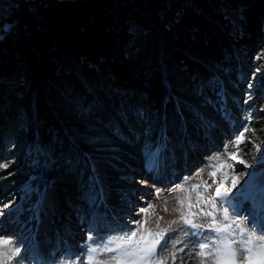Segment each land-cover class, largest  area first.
<instances>
[{"label":"rangeland","instance_id":"obj_1","mask_svg":"<svg viewBox=\"0 0 264 264\" xmlns=\"http://www.w3.org/2000/svg\"><path fill=\"white\" fill-rule=\"evenodd\" d=\"M238 6L223 10L240 35ZM9 8L0 3V33L11 27ZM129 33L147 32L132 25ZM257 52L247 68H216L217 82L196 94L182 91L173 73L182 128L170 120L172 150L163 138L154 151L162 120L124 118L109 106L110 124L79 114L87 136L37 152L25 142L23 111L9 118L0 107V264H264V220L255 223L264 203L252 219L249 202L234 212L216 197L218 187L264 191V46ZM235 56L242 60L239 50ZM60 64L76 74L80 59L69 54ZM89 88L106 107V93ZM178 188L174 201L168 194Z\"/></svg>","mask_w":264,"mask_h":264},{"label":"trees","instance_id":"obj_2","mask_svg":"<svg viewBox=\"0 0 264 264\" xmlns=\"http://www.w3.org/2000/svg\"><path fill=\"white\" fill-rule=\"evenodd\" d=\"M0 3L12 10L6 20L11 27L0 33V107L9 118L16 117L14 108L23 111L25 142L37 152L49 153L52 146L87 136L89 127L79 114L110 124L114 116L109 106L123 117L156 116L164 122L162 129L174 135L169 129L170 120L179 119L174 72L184 83L182 91H197L218 79L209 63L219 71L247 68L264 46V0ZM238 5L243 7L240 35L232 33L223 10ZM132 25L147 33L133 37ZM69 54L80 59L76 74L61 67ZM90 86L106 93V107ZM79 97L84 99L80 109L70 108L72 102L78 105Z\"/></svg>","mask_w":264,"mask_h":264},{"label":"bare ground","instance_id":"obj_3","mask_svg":"<svg viewBox=\"0 0 264 264\" xmlns=\"http://www.w3.org/2000/svg\"><path fill=\"white\" fill-rule=\"evenodd\" d=\"M142 142H144L142 140ZM139 150H140V147H139ZM123 152L126 154V156H130V149L129 148H125L123 149ZM136 160H140L139 159H136ZM135 164L133 162H130L129 166L133 167ZM114 189V188H112ZM117 193H119V191H117ZM175 193H181V190L178 188V190L174 191L173 193L171 194H168V197L174 201H178V195L177 197H175ZM117 196V194L115 195H110V198H115ZM217 198H221L223 201L225 200H230L231 199V202L228 201L227 204H230L231 205V208L233 210H237V209H240L242 206H247V202L250 203L251 205V209L253 210L254 213H252V216H250L249 218H254L256 216V208H259L262 206V204L264 203V191L262 189L260 190H255L253 191L252 193L251 192H246V193H242L240 192L239 193V197L237 198H231V196H229V194L225 191H222L220 189L217 190ZM40 202V207H42V209L47 213V214H50L52 213L50 208L47 206V204L45 202H43L42 200L39 201ZM247 215V214H246ZM249 218H245L247 220H249ZM263 220H264V213H262L260 215V218L256 221L255 220V223L257 224L258 227L261 228V225L263 223ZM92 253L93 252H90L89 253V260L90 258L92 257ZM37 262L40 261V257L37 255ZM35 258V257H34Z\"/></svg>","mask_w":264,"mask_h":264},{"label":"water","instance_id":"obj_4","mask_svg":"<svg viewBox=\"0 0 264 264\" xmlns=\"http://www.w3.org/2000/svg\"><path fill=\"white\" fill-rule=\"evenodd\" d=\"M62 1H79V0H62ZM2 22H0V28H1Z\"/></svg>","mask_w":264,"mask_h":264}]
</instances>
